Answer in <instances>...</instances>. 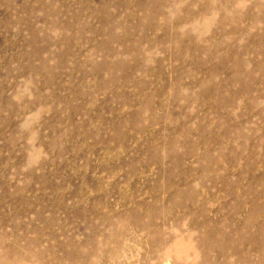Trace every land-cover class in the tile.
Here are the masks:
<instances>
[{
    "label": "rangeland",
    "instance_id": "rangeland-1",
    "mask_svg": "<svg viewBox=\"0 0 264 264\" xmlns=\"http://www.w3.org/2000/svg\"><path fill=\"white\" fill-rule=\"evenodd\" d=\"M1 243L264 264V0H0Z\"/></svg>",
    "mask_w": 264,
    "mask_h": 264
},
{
    "label": "bare ground",
    "instance_id": "bare-ground-1",
    "mask_svg": "<svg viewBox=\"0 0 264 264\" xmlns=\"http://www.w3.org/2000/svg\"><path fill=\"white\" fill-rule=\"evenodd\" d=\"M111 53V52H110ZM18 90V89H17ZM14 215V214H13ZM12 215V216H13ZM9 216V215H8ZM5 217H7V215L5 216ZM2 218V217H1ZM9 218V217H8ZM13 218V217H12ZM28 232V231H27ZM16 243V242H15ZM9 245V244H8ZM4 248L6 249V250H4ZM5 251H7V247H4V245L1 243L0 244V264H10V262L9 261H7L6 259H4V257H3V255H4V253H5ZM13 253V252H12ZM15 253H17V252H15ZM33 254V253H32ZM12 255V254H11ZM39 255V254H38ZM15 256V255H14ZM37 259H38V257H37Z\"/></svg>",
    "mask_w": 264,
    "mask_h": 264
}]
</instances>
